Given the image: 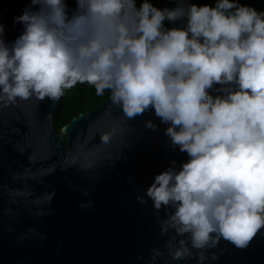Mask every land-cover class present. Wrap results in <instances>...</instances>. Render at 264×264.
<instances>
[{"label": "clouds", "instance_id": "obj_1", "mask_svg": "<svg viewBox=\"0 0 264 264\" xmlns=\"http://www.w3.org/2000/svg\"><path fill=\"white\" fill-rule=\"evenodd\" d=\"M67 9L66 0H31L14 17L24 30L11 45L0 24V108L33 97L55 102L78 83L97 95L108 90L127 119L154 108L172 146L190 157L179 168L173 160L146 190L157 214L168 212L160 221L161 234L171 233L168 254L204 264L218 259L208 249L221 238L247 247L264 228V10L241 0H176L171 8L77 0L71 15ZM183 17L186 27L165 25ZM216 84L223 94H211ZM101 140L110 142L111 133ZM78 163L79 154L68 166ZM13 178L37 179L27 170Z\"/></svg>", "mask_w": 264, "mask_h": 264}, {"label": "water", "instance_id": "obj_2", "mask_svg": "<svg viewBox=\"0 0 264 264\" xmlns=\"http://www.w3.org/2000/svg\"><path fill=\"white\" fill-rule=\"evenodd\" d=\"M30 3L0 0V24L9 45L24 30L14 17ZM186 25L183 17L168 28ZM220 87L209 91L221 95ZM59 101L33 97L0 108V264H198L195 257L171 258L165 246L171 233L162 235L160 229L168 212L162 208L157 214L146 196L155 176L173 160L179 168L190 159L172 146L165 134L169 125L154 108L127 119L109 96L58 132L53 115ZM148 120L157 127H146ZM105 132L111 133L108 143L101 140ZM77 154L80 163L94 166L86 171L80 163L68 166ZM25 170L37 179L13 178ZM53 190L49 203L33 201ZM212 252L218 259L209 256L204 264H264V228L245 248L221 238L208 249Z\"/></svg>", "mask_w": 264, "mask_h": 264}, {"label": "trees", "instance_id": "obj_3", "mask_svg": "<svg viewBox=\"0 0 264 264\" xmlns=\"http://www.w3.org/2000/svg\"><path fill=\"white\" fill-rule=\"evenodd\" d=\"M191 3L198 5L202 4H215V0H189ZM68 5L69 15L77 7V0H66ZM141 3V0H137V5ZM152 3L160 8L175 7L176 0H152ZM241 3L250 4L256 7L258 10H264V0H241ZM172 21H165V25L168 27ZM110 96L108 90H105L103 95H97L94 86L87 83H78L71 89L65 90V94L60 97L59 106L53 115L55 125L58 132L71 122V120L77 117L81 113H87L96 106L102 104Z\"/></svg>", "mask_w": 264, "mask_h": 264}]
</instances>
